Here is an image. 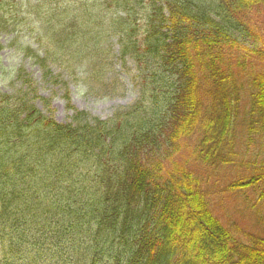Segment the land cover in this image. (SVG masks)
<instances>
[{
	"label": "trees",
	"instance_id": "trees-1",
	"mask_svg": "<svg viewBox=\"0 0 264 264\" xmlns=\"http://www.w3.org/2000/svg\"><path fill=\"white\" fill-rule=\"evenodd\" d=\"M263 9L0 0V34L44 79L67 85L80 67L98 78L113 36L139 91L101 119L65 90L66 122L21 73L0 91V264H264V238H237L210 201L223 190L264 200V48L249 28ZM218 176L221 191L208 184Z\"/></svg>",
	"mask_w": 264,
	"mask_h": 264
},
{
	"label": "rangeland",
	"instance_id": "rangeland-1",
	"mask_svg": "<svg viewBox=\"0 0 264 264\" xmlns=\"http://www.w3.org/2000/svg\"><path fill=\"white\" fill-rule=\"evenodd\" d=\"M249 28L252 38L264 48V9L254 16ZM10 39L11 35L0 34L2 45L0 91L13 93V89L20 86V79L30 78L32 87L37 89V93L48 98L49 105L53 109L52 115L60 122L69 121L72 113V110L66 106L67 99L63 96L65 90L74 107L101 119L111 117L115 111L132 104L138 97V86L132 79L133 66L130 63L123 64L119 60L116 38L113 36L106 40L104 46L105 56L107 55L108 58L107 70L98 78H88L82 74L83 68L80 67V73L66 78L67 85L54 84L44 79L37 65L33 64L28 57L15 51L13 46H8ZM20 67L24 68V72L19 71ZM18 73H21L23 78L19 79ZM36 104L46 111L41 99H36ZM197 169L204 174L202 168L197 167ZM230 172L232 176L236 175ZM215 175L216 173L213 174ZM212 177L208 178V184H217L216 189L221 191L224 184L222 179L220 176H218L219 179ZM249 195L250 197L248 196L246 200L245 195L223 190L222 193H215L210 197L214 214L241 240H248L249 235L264 238V200L260 205H254L255 199L253 195Z\"/></svg>",
	"mask_w": 264,
	"mask_h": 264
}]
</instances>
